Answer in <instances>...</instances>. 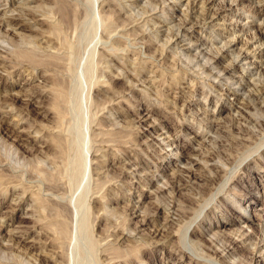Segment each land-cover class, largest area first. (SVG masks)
<instances>
[{
  "label": "rangeland",
  "instance_id": "obj_1",
  "mask_svg": "<svg viewBox=\"0 0 264 264\" xmlns=\"http://www.w3.org/2000/svg\"><path fill=\"white\" fill-rule=\"evenodd\" d=\"M23 1L22 6L29 7L25 10H33L37 14L35 17H39L40 22L30 21L37 31L18 25L13 30H0L3 32L0 33V55L4 54L9 63L16 64L23 59L21 52L30 50L33 61H38V56L41 61L36 62L37 66L24 57V63L19 64L21 67L0 74L4 79L0 93L18 90L24 97L25 93L33 91L38 97L36 103L27 106L19 99L7 107L0 106L7 124L12 123L16 131H23L21 139L16 140V133L7 132L0 125V264H171L170 261L176 259L164 258L167 247L160 243L143 244L144 247L137 249L135 244L143 243L147 238L134 230L130 214L134 205L137 211L147 212L154 201L168 204L169 197L165 193L156 197L149 191L166 181L179 163L177 156L181 149H189L198 158V164L194 166L196 172L208 173L203 156L198 155L195 148L202 152L220 150L213 140L224 142L222 149L228 150L230 155L233 153L234 161L223 166L228 171L234 168V176L221 194L234 184L237 190H231L240 192L241 196L229 193L228 199L223 201L222 195L217 193L199 210L186 238L180 236L181 249L196 258L190 264H204L205 261L216 264L197 257L202 252V245L191 247L188 237L200 219L206 232L202 236L208 237V233L213 235L211 232L223 228L216 220L217 216L231 221L226 227L229 229L224 230L248 233L255 241L263 240L264 37L258 38L254 31L256 24L264 23L262 1L217 0L216 3L229 1L230 5L219 15H211L204 3L195 0ZM0 2L2 10L10 0ZM58 4L65 9V17L56 9ZM68 9L71 12L67 13ZM8 12L0 13V16L8 15ZM182 21L194 25L184 33ZM47 23H53L57 29L54 26L50 29ZM53 29L56 30L52 32ZM41 30L48 32L47 36ZM244 42L249 43L248 47L242 45ZM232 44L234 46H230ZM240 47L241 51L249 48L247 58L239 56L236 49ZM224 65H229V72L220 71ZM53 80L57 81L54 83ZM252 91L254 96H250ZM55 98L60 100L56 103ZM242 109L248 110L245 114L251 120L242 117ZM214 121H218L225 132L215 129ZM152 123L154 125H150ZM238 125L252 133L251 144L246 148L231 142V137L242 133ZM229 128H233L232 131ZM53 136L60 142L53 141ZM210 137L213 140L210 141ZM169 143L171 145H167ZM163 147L167 148V153H161ZM135 156L140 161L147 160L150 167L134 169L136 164L128 160ZM220 160H223L222 156ZM192 191L185 187L181 194L174 196L182 202ZM231 198L238 202H231ZM245 204L248 205L245 207ZM60 223L65 224L67 230L64 231L66 227H61ZM20 228L28 229L23 240L11 236ZM174 240L178 242V239ZM256 258L259 264H264L263 250H257ZM187 260L189 262L188 257L183 258L182 264H189Z\"/></svg>",
  "mask_w": 264,
  "mask_h": 264
},
{
  "label": "bare ground",
  "instance_id": "obj_2",
  "mask_svg": "<svg viewBox=\"0 0 264 264\" xmlns=\"http://www.w3.org/2000/svg\"><path fill=\"white\" fill-rule=\"evenodd\" d=\"M27 1H31V0H27ZM59 3H61L60 0H57ZM192 1V0H191ZM220 1H223V0H220ZM235 1V0H234ZM257 1H262L261 5L260 6H264L263 4V1L264 0H257ZM256 1V2H257ZM5 2V1H4ZM24 1L23 0H10V3H8V5L3 8L2 10L0 9V13H7L8 12L9 14L5 16H0V30H3V31H7L9 29H12V28H15V26H24V27H29L28 29L30 30H35L37 31L36 29L32 28V27H35L34 25L31 24V20H34V21H37V22H40L39 21V17L38 19L35 17V12H33V10H25L26 8L22 6V4L24 5L23 3ZM67 2V1H66ZM195 2H200V3H204L206 9L211 13V15H214V14H217L219 15L221 12H223L224 10L228 9L230 7L229 5V1L227 3H216L217 0H195ZM232 2V1H231ZM1 3V2H0ZM3 3V2H2ZM258 3V2H257ZM71 4V3H69ZM259 4V3H258ZM1 5V4H0ZM59 5V4H58ZM65 6V3L63 4ZM196 5V4H195ZM198 5V4H197ZM59 6H62V5H59ZM57 7L56 9L59 10V12L61 13L60 16L62 17H65L66 15V12H65V9H63V6L62 7ZM71 6V5H70ZM202 6V5H201ZM32 7V6H31ZM167 7V6H166ZM192 7V6H191ZM204 7V6H203ZM29 8V7H28ZM75 8V7H73ZM168 8V7H167ZM197 8H201L200 6L197 7ZM32 9V8H31ZM34 10H35V7H34ZM53 10V9H52ZM74 10V9H73ZM79 10V9H78ZM102 10V9H101ZM107 10V9H106ZM192 10V9H191ZM67 11V10H66ZM172 11V10H171ZM190 11V10H189ZM199 11V10H198ZM202 11V10H200ZM37 12V11H36ZM50 12V11H49ZM53 12V11H52ZM68 12H71L69 9L67 11ZM42 13V12H41ZM161 13V12H160ZM196 13V12H195ZM195 13L193 15H195ZM1 14V15H2ZM166 14V12H165ZM198 14V13H197ZM24 15H28L27 17H25ZM43 15V14H42ZM47 15V13L45 14ZM51 15V13H50ZM53 15V13H52ZM69 15V14H68ZM71 15V14H70ZM74 15V14H73ZM162 15V14H161ZM191 15V14H190ZM192 15V16H193ZM37 16V14H36ZM59 16V17H60ZM77 16V15H76ZM46 17V16H45ZM78 17V16H77ZM159 17V16H158ZM157 17V18H158ZM180 18V17H179ZM193 18V17H192ZM201 18V17H200ZM56 19V17H55ZM60 19V18H59ZM62 19V18H61ZM64 19H67V18H64ZM70 19V18H69ZM159 19V18H158ZM209 19V18H208ZM47 20V19H46ZM45 20V21H46ZM54 20V19H53ZM77 20V19H76ZM157 20V19H156ZM193 20V19H192ZM199 20V19H198ZM32 21V22H34ZM42 21V20H41ZM57 21V20H56ZM59 21V20H58ZM71 21V20H70ZM177 21V20H176ZM188 21V20H187ZM190 21V20H189ZM36 22V23H37ZM48 22V21H47ZM51 22H54V21H51ZM64 22V21H63ZM69 22L66 20V23ZM157 22V21H156ZM178 22V21H177ZM184 22V21H182ZM55 23V22H54ZM59 23V22H58ZM193 23V22H192ZM48 24V23H47ZM56 24V23H55ZM63 24V23H62ZM197 24V23H196ZM32 25V26H31ZM71 25V24H70ZM194 25L191 24L189 22H184L183 25L181 26L182 29L181 31H183L184 33L187 32L189 30V28H191L192 26ZM48 26H50L49 28L51 29L53 25L51 24H48ZM66 26V25H65ZM64 26V27H65ZM176 26V25H175ZM40 27V25H39ZM56 27L57 29V26H54ZM117 27V26H116ZM178 27V26H177ZM59 28V27H58ZM56 29H53L52 32H54ZM115 29V28H114ZM154 29V28H153ZM167 28H165L166 30ZM170 29V28H169ZM178 29V28H177ZM13 30V29H12ZM43 30V28H42ZM41 30V32H43ZM45 30V29H44ZM59 30V29H58ZM156 30V29H155ZM15 31V30H14ZM39 31V30H38ZM46 31V30H45ZM48 31V30H47ZM254 31H255V34L256 36H258V38H261V37H264V23H258L255 25V28H254ZM2 32V31H1ZM0 32V33H1ZM15 32H18V31H15ZM50 32V30H49ZM177 32V31H175ZM3 33V32H2ZM10 33V32H9ZM14 33V32H13ZM45 33V35L47 36L48 32H43V34ZM58 33V32H57ZM193 33V32H192ZM5 34V33H4ZM108 35V33H106ZM157 34V33H156ZM169 34V33H168ZM252 34V33H251ZM17 35H20V34H17ZM40 35V34H39ZM50 35V34H49ZM52 35L54 36V34L52 33ZM124 35V34H123ZM183 35H186V34H183ZM21 36V35H20ZM33 36V35H32ZM103 36V35H102ZM251 36V35H250ZM24 37V36H22ZM55 37V36H54ZM57 37V35H56ZM169 37V35H168ZM166 37V38H168ZM172 37V36H171ZM181 37V35L179 36ZM234 37V36H233ZM25 38V37H24ZM31 38V36H30ZM140 38V37H139ZM145 38V37H144ZM26 39V38H25ZM38 39V38H37ZM51 39V38H50ZM160 39V38H159ZM171 39V38H170ZM28 40V39H27ZM47 40V38H46ZM115 40V39H114ZM124 40V39H123ZM141 40V39H140ZM155 40V39H154ZM162 40V39H161ZM245 40V39H244ZM243 40V41H244ZM248 40V39H247ZM35 41V40H34ZM49 41V40H47ZM241 41V40H240ZM36 42V41H35ZM34 42V43H35ZM137 42V41H136ZM142 42V41H141ZM146 42H148V40H146ZM264 42V41H263ZM15 43V42H14ZM22 43V41H21ZM134 43V42H133ZM158 43V42H157ZM166 43V41H165ZM33 44V42L31 43V45ZM58 44V43H57ZM164 44V43H163ZM188 44V43H187ZM235 44V43H234ZM234 44L230 45V46H234ZM257 44V42H256ZM21 45V44H20ZM27 45V43H26ZM38 45V44H37ZM242 45H246V47H248L249 43L248 42H244L242 43ZM242 45H240L242 47ZM261 45V44H260ZM259 45V46H260ZM3 46V45H1ZM33 46V45H32ZM195 46V45H194ZM30 47V45H29ZM37 47V46H35ZM40 47V46H39ZM47 47V45H46ZM228 47V46H227ZM236 47V46H235ZM241 47L239 49H236L239 56H242V58H247V54H248V49L247 50H243L241 51ZM12 47H10L11 49ZM18 48V47H16ZM234 49V47H232ZM238 48V47H236ZM15 49V48H14ZM14 49H12L11 51H14ZM22 49V48H21ZM45 49V48H44ZM52 49V48H51ZM23 50V49H22ZM22 50H19V51H22ZM35 50V49H34ZM42 50V49H41ZM58 50V49H57ZM10 51V50H9ZM28 51V49L26 50ZM30 51V50H29ZM28 52H21V56L28 59V62H33L35 63V65H37L36 62H39L41 60L40 57L38 59V61L34 62L35 60L33 59L31 53ZM50 51V50H49ZM140 51V50H138ZM234 51V50H233ZM58 52V51H57ZM179 52V50H178ZM5 53V52H4ZM15 53V52H14ZM19 53V52H18ZM17 53V55H18ZM53 53V52H52ZM51 53V54H52ZM8 54V53H7ZM6 54V55H7ZM11 54V53H10ZM37 54V53H36ZM39 54V53H38ZM41 54V52H40ZM50 54V53H49ZM50 54V55H51ZM61 54V53H60ZM105 54V53H104ZM111 54V53H110ZM5 55V56H6ZM15 55V54H13ZM16 55V56H17ZM46 55V54H45ZM48 55V56H50ZM151 55V54H150ZM185 55H188V54H185ZM209 55V54H208ZM211 55V54H210ZM4 56V54H3ZM2 55H0V74L3 75V72H9V71H12L10 69H16V68H19L21 67V65H19L20 63H22L23 59L22 60H18L17 62H20V63H16V64H12V63H9ZM35 56V55H34ZM44 56V55H43ZM46 56L48 59L49 57ZM54 56H56V60L58 59L57 55L55 54ZM64 56V55H63ZM105 56V55H103ZM114 56V55H113ZM159 56V55H158ZM165 56V55H164ZM9 57V56H8ZM6 57V58H8ZM14 57V56H13ZM45 57V58H46ZM102 57V56H101ZM108 57V55H107ZM150 57V56H149ZM202 57V55H201ZM205 57V55H204ZM11 58V56H10ZM18 59H20L19 57H16ZM15 58V59H16ZM35 58V57H34ZM42 58V57H41ZM54 58V57H53ZM65 58V57H63ZM193 58V56H192ZM12 59V58H11ZM102 59V58H101ZM155 59V58H154ZM164 59V58H163ZM174 58H172L173 60ZM191 59V58H190ZM211 59V58H210ZM26 60V59H25ZM31 60V61H29ZM34 60V61H33ZM46 60V59H44ZM51 60V59H50ZM48 60V62L50 61ZM59 60V59H58ZM58 60L56 62H58ZM167 60V59H166ZM215 60V59H214ZM217 62H221L220 59H216ZM11 61V60H10ZM14 61V59H13ZM16 61V60H15ZM43 61V60H42ZM54 61V60H53ZM60 61L61 60V55H60ZM109 61V60H108ZM133 61V60H132ZM130 61V62H132ZM158 61V60H157ZM204 61V60H203ZM27 62V63H28ZM47 62V61H45ZM104 62V61H103ZM110 62V61H109ZM191 62V61H190ZM213 62H216V61H213ZM14 63V62H13ZM24 63V61H23ZM26 63V64H27ZM43 63V62H41ZM40 63V64H41ZM63 63V62H62ZM106 63V62H105ZM121 63V61L119 62ZM143 63V62H142ZM170 63V62H169ZM168 63V64H169ZM203 63V62H202ZM205 63V62H204ZM17 64L19 66H17ZM50 64V63H49ZM54 64V63H53ZM59 64V62H58ZM107 64V63H106ZM135 64V62H134ZM217 64V63H216ZM124 65V64H123ZM127 65V63H126ZM132 65V64H131ZM172 65V63H171ZM170 65V66H171ZM201 65V64H200ZM199 65V66H200ZM213 65V63H212ZM215 65V64H214ZM222 65V64H221ZM262 65V64H261ZM26 66V65H25ZM38 66V65H37ZM36 66V67H37ZM60 66V65H59ZM63 66V65H62ZM110 66V65H109ZM108 66V67H109ZM156 66V65H155ZM163 66V65H162ZM173 66V65H172ZM198 66V67H199ZM31 67V65H30ZM126 67V66H125ZM136 67V66H135ZM216 67V66H215ZM221 67V66H220ZM223 68L220 70L221 72L223 73H226V72H229L230 70V67L229 65H224L222 66ZM132 68V67H131ZM177 68V67H176ZM64 69V68H63ZM107 69V67H106ZM118 69V68H117ZM125 69V68H124ZM129 69V68H127ZM146 69V68H145ZM155 69V68H153ZM159 69V68H158ZM172 69V68H171ZM215 69V68H214ZM24 70V69H23ZM108 70V69H107ZM141 69H139L140 71ZM195 70V69H194ZM211 70V69H210ZM63 71V70H62ZM61 71V72H62ZM121 71V70H120ZM119 71V72H120ZM179 71V70H178ZM219 71V70H218ZM219 71V72H220ZM7 72V73H8ZM15 72V71H13ZM32 72V70H31ZM130 72V71H129ZM134 72V71H133ZM152 72V71H151ZM195 72V71H194ZM203 72V71H202ZM218 72V73H219ZM6 73V74H7ZM52 73V72H50ZM58 72L56 71V74ZM118 73V72H117ZM165 73V72H164ZM173 73V72H172ZM171 73V74H172ZM197 73V72H196ZM259 73V72H258ZM20 74V73H19ZM44 74V73H43ZM113 74V73H112ZM116 74V73H115ZM114 74V75H115ZM122 74V73H121ZM202 74V73H201ZM55 75V73H54ZM58 75V74H57ZM113 75V76H114ZM160 75V74H159ZM183 75V74H182ZM261 75V74H259ZM8 76V75H7ZM151 76V75H150ZM158 76V75H157ZM171 76V75H170ZM230 76V75H229ZM52 77V76H51ZM136 77V76H135ZM211 77L213 78V76L211 75ZM225 77V76H224ZM5 78H6V75H5ZM131 78V77H130ZM210 78V76H209ZM61 79V78H60ZM117 79V78H116ZM136 79V78H135ZM149 79V78H148ZM152 79V78H151ZM154 79V78H153ZM228 79V78H227ZM233 79V78H232ZM27 80V79H26ZM129 80V79H127ZM6 81V80H5ZM54 81V80H53ZM57 81V80H55ZM54 81V83H55ZM108 81V80H107ZM130 81V80H129ZM142 81V80H141ZM193 81V80H192ZM262 81V80H261ZM260 81V82H261ZM138 82V81H137ZM150 82V81H149ZM152 82V80H151ZM248 82V81H247ZM28 83V81L26 82ZM127 83V82H126ZM129 83V82H128ZM132 83V81H131ZM143 83V82H142ZM237 83V82H236ZM235 83V84H236ZM264 83V82H263ZM59 84V83H58ZM56 84V85H58ZM130 84V83H129ZM151 85V84H150ZM2 86H4V79L2 78V76H0V88H2ZM111 86V85H110ZM135 86V85H134ZM158 86V85H157ZM6 87V86H5ZM131 87V86H130ZM28 88V87H27ZM257 88V87H256ZM5 89V88H4ZM59 89V88H58ZM128 89V88H127ZM247 89V88H246ZM260 89V88H259ZM262 89V88H261ZM24 90V89H23ZM255 90V89H254ZM4 91V90H3ZM97 91V90H96ZM238 91V90H237ZM245 91V90H244ZM24 93V92H23ZM36 92H29V93H25L24 97H22L20 95V92L17 90V92L15 93H8V92H2L0 93V106H4V107H7L9 106L10 104L14 103V101L16 100H20L22 101L25 105H31V104H34V102L36 101V97H38V95L34 94ZM59 93V92H58ZM244 93V92H243ZM246 93V92H245ZM244 93V94H245ZM56 94V93H55ZM251 95L250 96H254V93L252 91V93H250ZM43 95V94H42ZM58 95V94H57ZM256 95V94H255ZM243 96V95H242ZM59 97V95H58ZM123 97V96H122ZM40 98V97H39ZM57 98V97H56ZM55 98V102L59 99L56 100ZM119 98V97H118ZM187 98V97H186ZM246 98V97H245ZM249 98V97H248ZM252 98V97H251ZM42 99V98H41ZM185 99V98H184ZM258 99V98H257ZM60 100V99H59ZM250 100V99H249ZM251 100H254V99H251ZM167 101V100H166ZM55 102H53L55 104ZM114 102V101H113ZM36 103V102H35ZM57 103V102H56ZM26 105V106H27ZM123 105V104H122ZM17 106V105H16ZM25 106V107H26ZM56 106V105H55ZM245 106V108L247 107L246 105H243ZM12 107V106H11ZM9 107V108H11ZM18 107V106H17ZM29 107V106H28ZM253 107V106H252ZM32 108V107H31ZM35 109V106L33 107ZM150 108V107H149ZM181 108V107H180ZM7 109V108H5ZM14 109V108H13ZM121 109V108H119ZM11 110V109H10ZM9 110V111H10ZM24 110V109H23ZM49 110V109H48ZM0 111H3L0 109ZM15 111V110H14ZM31 111V110H30ZM38 111V110H37ZM248 110L245 111V109H242V112H243V118H245V120H251L252 118L245 112H247ZM19 112V111H17ZM149 112V110H148ZM158 112V111H157ZM253 112V110H252ZM251 112V113H252ZM29 113V112H28ZM43 113V112H42ZM120 113V112H119ZM249 113V112H248ZM31 114V112H30ZM253 114V113H252ZM251 114V115H252ZM242 115V114H241ZM109 116V115H108ZM152 116V115H151ZM33 118V117H32ZM105 118V117H104ZM142 118V117H141ZM233 118V117H232ZM159 119V118H158ZM216 119V118H215ZM214 119V120H215ZM235 119V118H233ZM262 119V118H261ZM21 120V119H20ZM155 120V119H154ZM233 121V120H232ZM236 121V120H235ZM239 122V120H238ZM209 123V122H208ZM234 123V122H233ZM242 123V122H241ZM263 123V122H262ZM160 124V123H159ZM223 124V123H222ZM0 125L3 126V129H5L7 132H10V133H16L15 134V138L16 140H20L21 139V134H22V130H19V131H16V127L13 126V124L11 123H8L6 122V115L5 114H2L0 113ZM150 125H154L153 123L150 124ZM234 125V124H233ZM215 129L219 130V131H222V132H225V129L222 127V125L218 122V121H214L213 122V125H212ZM225 126V125H224ZM239 126V125H238ZM155 127V126H154ZM232 127V126H231ZM237 127V126H236ZM264 127V126H263ZM205 128V127H204ZM234 128V127H233ZM231 128V129H233ZM238 130H240L241 134L238 135V136H233L231 137L232 141L231 142H234L235 145L237 144H242V146L244 145V148H246L245 146L248 145V144H251V141H252V138L251 137L252 135H250L251 132H249L244 126H239L237 127ZM259 128V127H258ZM257 128V129H258ZM227 129V128H226ZM230 129V128H229ZM230 129V131H232ZM255 129V128H254ZM263 129V128H262ZM214 130V129H213ZM234 131L236 130V132L238 131L237 129H233ZM151 131V130H150ZM229 131V130H228ZM260 131V130H259ZM61 132V131H60ZM109 132V131H108ZM218 132V131H217ZM235 132V133H236ZM208 133V132H207ZM214 132H212L213 134ZM238 133V132H237ZM37 134V133H35ZM161 134V133H160ZM217 134V133H216ZM233 134V132H232ZM252 134V133H251ZM263 134V133H262ZM62 135V134H61ZM108 135V134H107ZM208 135V134H207ZM264 135V134H263ZM54 136H57V134ZM54 136L52 137L53 138V141H56L57 142V139L55 138L54 139ZM60 136V135H59ZM94 136V135H93ZM170 136V135H169ZM174 136V135H173ZM206 136V135H205ZM41 137V136H40ZM62 137V136H61ZM99 137V136H98ZM45 138V137H44ZM174 138V137H173ZM219 138V137H218ZM255 138V137H254ZM40 139V138H39ZM204 139V138H203ZM206 139V138H205ZM230 139V138H229ZM65 140V139H64ZM209 140H213L212 137L209 138ZM51 141V142H53ZM61 141L62 138H61ZM97 141V140H96ZM105 141V140H103ZM113 141V140H111ZM163 141V140H162ZM216 141L218 143V146L219 148L221 147L220 150H217V151H210V150H207L205 153L202 152L200 150V148H195L196 149V153L198 155H202L203 156V160H204V164L207 166V170H208V173H205V174H199L198 172H196L195 170V164H198V158L196 159L189 151V149H181V151L179 152L178 156H177V160H179V163L178 165H176L174 167V169L172 171H170V174H168V176L166 177V181L159 184V185H156L154 191H149L150 193H154V195L156 197L157 194L160 195L162 194L161 196H163V194L165 193V195H167V197H169V201H168V204L164 205L162 204L163 202H155L152 203V205L150 206V210H148L147 212H139L136 210V205H134L133 207V210H132V213L130 215L131 216V219H132V222L134 223V230L137 231L138 234H140L142 237L144 238H147L146 241H144L143 243L141 242H137L135 245L138 246L137 249L140 250L141 247H144L145 245L143 244H151V243H160L163 245V247H167V251H165V256L164 258L166 259H176V260H173V261H170L171 264H182V259L183 258H187L189 259V262L187 260V262L190 264V262H194V259H196L195 257L189 255L188 253H186L185 251H183L181 249V246H180V238L183 237L186 238V233H187V230L190 228L192 222L196 219L197 216H199L200 214V211H201V208L204 207V205L207 203V202H210L213 200V197L217 194V193H220L223 192L224 190V187L225 185L228 183V181L230 179H233V176H234V168L233 169H230L228 171V169H225V167L223 165H227L229 163H232L233 160V153L232 155H230L228 152V150H225V149H222L224 147V142L220 141L219 142L217 140H213V142ZM45 142V141H44ZM48 142V140H47ZM55 142V143H56ZM60 142V139L58 140L57 143ZM108 142V141H107ZM208 142V141H207ZM24 143V142H23ZM55 143H53L55 145ZM63 143V142H62ZM102 143V142H100ZM111 143V142H110ZM204 143H205V140H204ZM203 143V144H204ZM262 143V142H261ZM18 144V143H17ZM61 144V143H60ZM60 144H58L59 146H61ZM67 144V143H66ZM260 144V143H259ZM42 145V144H41ZM167 145H171V143L167 144ZM25 146V144H24ZM57 146V144H56ZM58 146V148H60ZM62 146H64V144H62ZM234 146V145H233ZM241 146V147H242ZM260 146V145H259ZM107 147V146H106ZM160 147V146H159ZM168 147V146H167ZM240 147V146H239ZM250 147V146H249ZM27 148V147H26ZM57 148V149H58ZM62 148V152H63V147ZM171 148V147H170ZM207 148V147H206ZM227 148V146H226ZM36 149V147L34 148ZM38 149V148H37ZM103 149V148H102ZM243 149V148H242ZM33 150V149H32ZM56 150V149H55ZM55 150H52V151H55ZM60 150V149H59ZM160 150H163L161 151L162 154L164 153H167V148L166 147H163L162 149ZM216 150V149H215ZM225 150V151H224ZM41 151V150H40ZM68 151V150H67ZM66 151V152H67ZM246 151V150H245ZM30 152V151H29ZM61 152V151H59ZM65 152V151H64ZM192 152V151H191ZM232 152V151H231ZM32 153V152H31ZM138 153V152H137ZM235 153V152H234ZM35 154V153H34ZM65 154V153H64ZM63 154V155H64ZM56 155V154H55ZM60 155V154H59ZM132 155V154H131ZM36 156V155H35ZM34 156V157H35ZM62 156V155H61ZM121 156V155H120ZM223 158V162L220 160L219 161V157ZM63 157V156H62ZM104 157V155L102 156ZM201 157V156H200ZM218 157V158H217ZM237 157V156H236ZM245 157V156H243ZM99 158V156H98ZM123 158V157H122ZM133 158V159H132ZM139 158V157H138ZM149 158V157H148ZM235 158V157H234ZM97 159V158H96ZM95 159V160H96ZM132 160H128L129 163L131 164H136V166L134 165V169H137V170H141V168H147L150 167V164L149 162L146 160L144 161H140V159H137L136 156L135 157H131ZM105 161V159H104ZM138 161V162H137ZM124 162V161H123ZM222 162V163H221ZM96 163V162H95ZM102 164V162H100ZM114 163V162H113ZM121 163V162H120ZM264 163V161H263ZM97 164V163H96ZM138 164H142V165H138ZM203 164V163H202ZM261 164V163H260ZM122 167V165H121ZM4 168V167H3ZM101 169V168H100ZM7 170V169H6ZM130 170V169H128ZM223 170V172L221 173V171ZM148 171V170H147ZM246 171V170H245ZM7 172V171H6ZM239 172V171H238ZM141 173V172H140ZM153 173V172H152ZM105 174V173H104ZM148 174V173H147ZM221 174V175H220ZM1 175V174H0ZM6 175V174H5ZM1 177V176H0ZM134 177V176H133ZM151 178H153V176H151ZM3 179V178H2ZM4 180V179H3ZM11 181L13 179H10ZM9 181V180H8ZM137 181V180H136ZM201 181V182H200ZM233 181V180H232ZM231 181V182H232ZM29 182V181H28ZM1 183V182H0ZM21 183V182H20ZM151 183V182H149ZM194 184V185H193ZM233 184V183H231ZM236 184V183H235ZM234 185V184H233ZM231 185V188H228L224 191V193H222V197H221V200L224 201V199H228L229 197V193H233V195L237 196V197H240L241 194L240 192H236L234 190H231V189H235L237 190V188L235 186ZM14 186V185H13ZM145 186V185H144ZM185 187H189V188H192V194H189L187 195L182 202H179L178 199L175 198L174 194H177V193H180ZM13 188V187H12ZM26 189V188H25ZM27 190V189H26ZM30 190V189H28ZM229 190H231L232 192H230ZM4 191V190H3ZM31 191V190H30ZM234 191V192H233ZM26 192V191H25ZM36 192V191H35ZM148 192V191H147ZM245 192V191H244ZM38 193V192H37ZM36 193V194H37ZM150 193H145L147 196H150ZM149 194V195H148ZM181 194V193H180ZM243 194V193H242ZM16 195V194H15ZM23 195V194H22ZM39 195V194H38ZM232 195V194H231ZM246 195V194H244ZM160 196V197H161ZM108 197V196H107ZM178 197V196H177ZM233 197V196H232ZM41 198V197H39ZM18 199V198H17ZM23 199V198H22ZM21 199V200H22ZM38 199V198H37ZM167 199V198H166ZM219 199V198H218ZM217 199V200H218ZM16 200V199H15ZM40 200V199H39ZM220 200V199H219ZM218 200V201H219ZM220 200V201H221ZM231 200V202H238L235 198H231L229 199ZM239 200V199H238ZM14 201V200H13ZM167 201V200H166ZM39 202V201H37ZM217 202V201H216ZM32 203V202H31ZM221 203V202H220ZM39 204V203H38ZM225 204V203H224ZM227 204V203H226ZM250 204V203H249ZM229 205V204H228ZM248 204H245L243 206H247ZM35 206V205H34ZM33 206V207H34ZM57 206V205H56ZM32 207V206H31ZM53 207V206H52ZM139 207V206H138ZM243 207V208H245ZM28 208V207H27ZM38 208V207H37ZM54 208V207H53ZM97 208V207H96ZM211 208L214 210V204H213V207L211 206ZM30 209V208H29ZM212 209H210V211H212ZM20 210V209H19ZM36 210V209H35ZM54 210V209H53ZM200 210V211H199ZM256 210V208L254 209ZM65 211V210H64ZM67 211V210H66ZM39 212V211H38ZM37 212V213H38ZM60 212V210H59ZM69 212V211H67ZM214 212V211H213ZM258 213V212H257ZM57 214V213H56ZM27 215V214H26ZM163 215V218L160 219L159 217ZM206 215V214H205ZM258 215V214H257ZM260 215V214H259ZM52 216V215H51ZM136 217L137 219L133 220L132 217ZM159 216V217H158ZM208 216V215H207ZM206 216V217H207ZM217 216V215H216ZM48 217V216H47ZM63 217V216H62ZM129 218V216H127ZM203 217V216H202ZM237 217V216H236ZM21 218V217H20ZM42 218V217H41ZM40 218V219H41ZM53 218V217H51ZM57 218V217H56ZM61 218V217H60ZM204 218V217H203ZM202 218V219H203ZM208 218V217H207ZM221 217L217 216L216 217V220H219L220 221V226H222L223 228H218L217 231L214 230V232H211V234L213 235H210L208 233V237L206 235L202 236L203 234H205V227L204 225H202V222L199 220L197 222V224H195L192 229L190 230V235L188 237L189 241H190V244H191V247L192 245H195L196 247H199L200 245H202V252L201 253H198L197 254V257H200V258H204V259H210L211 261H215L216 264H259L260 261H258V259L256 258V252L257 250H263L264 252V238L263 240H261L262 238H260V240H254L252 238L251 235H249L248 233H242V232H237L235 230H224V229H229V228H226L228 226V224H231L230 222L231 221H226L224 220L223 218L220 219ZM44 219V218H43ZM59 219V218H58ZM127 219V218H125ZM229 219V218H228ZM233 219V218H232ZM45 221V220H43ZM52 221V220H51ZM58 221V220H57ZM56 221V222H57ZM206 221V220H205ZM234 221V220H233ZM55 222V223H56ZM62 223V221H59ZM64 222V221H63ZM68 222V221H67ZM44 223V222H43ZM53 223V222H52ZM60 223V224H61ZM204 224V223H203ZM54 225V224H53ZM58 225V224H57ZM62 225H65V224H61L60 226L62 227ZM112 225V224H111ZM2 225H0L1 227ZM21 227V225H19ZM18 226V227H19ZM46 226V225H45ZM48 226V225H47ZM59 226V227H60ZM207 226V225H206ZM17 227V228H18ZM25 227V226H24ZM66 228H63L64 231L67 230V226L65 225ZM117 227V226H116ZM121 227V226H120ZM123 227V226H122ZM2 228V227H1ZM22 228V227H21ZM20 229H15V231L12 233L11 236L15 237V238H18L19 240H23L26 236L24 233L27 232L26 229L24 230H21ZM54 228V227H53ZM217 228V227H216ZM43 229V228H42ZM58 229V228H56ZM114 229V228H113ZM125 229V228H124ZM49 230V229H48ZM43 231V230H42ZM61 231V229H60ZM112 231V230H111ZM110 231V232H111ZM127 231V230H126ZM20 232H23V233H20ZM63 232V231H62ZM118 232V231H117ZM64 233V232H63ZM121 233V232H120ZM123 233V232H122ZM0 234H1V230H0ZM27 234V233H26ZM48 234V233H47ZM68 234V233H67ZM59 235V233H58ZM121 235V234H120ZM130 235V234H129ZM139 235V236H140ZM183 235V236H181ZM201 236L199 239H197L198 237L197 236ZM111 236V235H110ZM181 236V237H180ZM196 236V237H195ZM112 237V236H111ZM117 237V236H116ZM141 237V238H142ZM1 238V237H0ZM54 238V237H53ZM175 239H178V242H176ZM117 239V238H116ZM143 239V238H142ZM111 240V239H110ZM114 240V239H113ZM200 240L202 241V243H200ZM130 241V240H129ZM185 241V240H184ZM55 242V241H54ZM115 242V241H114ZM121 242V241H120ZM131 243V242H130ZM179 243V244H177ZM61 244V243H60ZM128 244V243H127ZM55 245V244H54ZM111 245V244H110ZM130 245V244H129ZM133 246V245H132ZM61 247V246H60ZM59 247V248H60ZM115 247V246H113ZM135 247V246H134ZM147 247V246H146ZM185 247V246H184ZM190 247V249H191ZM104 248V247H103ZM56 249V248H55ZM61 249V248H60ZM107 249V248H106ZM193 249V248H192ZM191 249V250H192ZM48 250V249H47ZM53 250V249H52ZM110 250V249H109ZM119 250V249H118ZM121 250V249H120ZM119 250V251H120ZM142 250V249H141ZM45 251V250H44ZM51 251V250H50ZM113 251V250H112ZM57 252V251H55ZM124 252V251H123ZM126 252V251H125ZM103 253V252H102ZM113 253V252H112ZM121 253V252H120ZM129 254V253H128ZM195 254V253H194ZM242 254V256L240 257V255ZM62 255V254H61ZM114 255V254H113ZM117 256L120 257L119 253L116 254ZM127 255V254H126ZM123 256V255H122ZM176 256H178V258H176ZM236 256V257H235ZM126 257V256H125ZM102 258V257H101ZM122 258V257H120ZM232 258V260H231ZM237 258V259H236ZM162 259V258H161ZM125 260V259H124ZM198 260V259H197ZM209 260V261H210ZM165 261V260H164ZM184 261V260H183ZM112 262V261H111ZM124 262V261H123ZM143 262V261H142ZM162 262V261H161ZM207 262L205 261L204 264H206ZM58 264V262H57Z\"/></svg>",
  "mask_w": 264,
  "mask_h": 264
}]
</instances>
